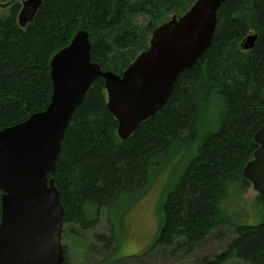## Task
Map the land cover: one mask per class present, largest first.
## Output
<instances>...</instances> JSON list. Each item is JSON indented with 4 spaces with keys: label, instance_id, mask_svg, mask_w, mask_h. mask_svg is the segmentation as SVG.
<instances>
[{
    "label": "trees",
    "instance_id": "1",
    "mask_svg": "<svg viewBox=\"0 0 264 264\" xmlns=\"http://www.w3.org/2000/svg\"><path fill=\"white\" fill-rule=\"evenodd\" d=\"M21 1L0 0L11 3L3 10L8 14L0 15V131L46 109L50 61L78 31L89 34L91 61L121 74L148 48L154 29L169 16L183 15L195 0H44L25 29L16 22ZM250 35H256L255 44L244 51L240 44ZM214 96L221 102L216 128L199 136ZM106 105L98 78L64 134L54 181L63 227L93 230L121 196L140 191L148 169L174 144L196 145L166 196L152 245L191 251L216 227L230 224L225 203L250 188L242 170L258 149L254 135L264 123V0H227L220 7L212 42L197 65L178 77L163 109L127 140L118 138ZM256 203L262 221L235 225L228 250L201 264H224L229 257L264 264V194ZM94 237L103 250L111 249L107 236ZM63 250V264H70Z\"/></svg>",
    "mask_w": 264,
    "mask_h": 264
},
{
    "label": "water",
    "instance_id": "2",
    "mask_svg": "<svg viewBox=\"0 0 264 264\" xmlns=\"http://www.w3.org/2000/svg\"><path fill=\"white\" fill-rule=\"evenodd\" d=\"M227 0H195L152 32L147 50L121 73L104 72L90 59L89 34L78 31L50 61L52 96L47 108L0 131V264H63V214L55 187L56 163L75 109L91 84H105L107 109L117 135L129 138L148 118L163 109L178 77L193 69L210 46L217 12ZM43 0H22L16 22L30 24ZM8 5V4H7ZM6 5L0 4V9ZM256 35L241 49L253 48ZM258 149L242 176L264 194V123L254 135Z\"/></svg>",
    "mask_w": 264,
    "mask_h": 264
},
{
    "label": "rangeland",
    "instance_id": "3",
    "mask_svg": "<svg viewBox=\"0 0 264 264\" xmlns=\"http://www.w3.org/2000/svg\"><path fill=\"white\" fill-rule=\"evenodd\" d=\"M6 13L8 10L0 11V15ZM210 108L209 114L201 120L199 136L216 128L221 109L218 97L212 98ZM195 146L174 144L159 164L148 169L140 191L121 196L109 212L101 213L93 230L81 232L77 227H63L61 244L66 248L70 264H201L228 250L236 238L235 225L259 224L262 217L256 203L258 194L250 186L225 203L230 224L216 227L191 251L182 247H152L161 227L163 203L193 157ZM95 234L111 240L109 251L103 250L95 241ZM224 264L246 263L229 257Z\"/></svg>",
    "mask_w": 264,
    "mask_h": 264
},
{
    "label": "bare ground",
    "instance_id": "4",
    "mask_svg": "<svg viewBox=\"0 0 264 264\" xmlns=\"http://www.w3.org/2000/svg\"><path fill=\"white\" fill-rule=\"evenodd\" d=\"M43 1H44V0H43ZM7 4H8V5H7ZM42 4H43V3H42ZM3 5H6V7L0 9V11L5 10L6 8H8V7L11 5V3H10V2H9V3H3ZM41 6H42V5H41ZM20 9H21V6H20ZM20 9H19V11H20ZM39 9H40V8H39ZM19 11H18V12H19ZM35 16H36V15H35ZM32 22H33V21H32ZM32 22H31V23H32ZM28 25H29V24H28ZM250 36H253V35H250ZM247 37H248V36H247ZM247 37H246V38H247ZM89 42H90V41H89ZM90 45H91V44H90ZM240 48H241V47H240ZM90 49H91V48H90ZM146 50H147V49H146ZM242 50H243V49H242ZM244 51H245V50H244ZM90 59H91V58H90ZM197 62H198V61H197ZM94 63H95V62H94ZM96 64H97V63H96ZM196 65H197V64H196ZM101 70H102V69H101ZM191 70H192V69H191ZM102 71H103V70H102ZM188 71H189V70H188ZM104 72H107V71H104ZM113 73H114V72H113ZM97 79H98V78H97ZM100 79H101V78H100ZM91 85H92V84H91ZM89 88H90V87H89ZM171 93H172V92H171ZM51 96H52V93H51ZM50 99H51V97H50ZM167 101H168V100H167ZM82 102H83V101H82ZM49 103H50V102H49ZM48 105H49V104H48ZM80 105H81V104H80ZM46 108H47V107H46ZM155 115H156V114H155ZM155 115H154V116H155ZM152 117H153V116H152ZM113 118H114V117H113ZM150 118H151V117H150ZM150 118H148V119H150ZM114 119H115V118H114ZM148 119H147V120H148ZM147 120H145V121H147ZM115 121H116V120H115ZM145 121H144V122H145ZM139 126H140V125H139ZM139 126H138V127H139ZM117 128H118V124H117ZM117 136H118V135H117ZM118 138H119V137H118ZM129 138H130V137H129ZM119 139H120V138H119ZM127 139H128V138H127ZM127 139H126V140H127ZM120 140H121V139H120ZM121 141H125V140H121ZM254 142H255V141H254ZM242 171H243V170H242ZM242 177H243V176H242ZM243 179H244V178H243ZM59 198H60V197H59ZM62 230H63V227H62Z\"/></svg>",
    "mask_w": 264,
    "mask_h": 264
}]
</instances>
